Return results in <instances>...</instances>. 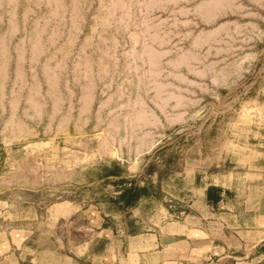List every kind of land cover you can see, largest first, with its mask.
Listing matches in <instances>:
<instances>
[{
    "label": "rangeland",
    "instance_id": "rangeland-1",
    "mask_svg": "<svg viewBox=\"0 0 264 264\" xmlns=\"http://www.w3.org/2000/svg\"><path fill=\"white\" fill-rule=\"evenodd\" d=\"M194 222L264 264V0H0V239L101 264Z\"/></svg>",
    "mask_w": 264,
    "mask_h": 264
},
{
    "label": "crops",
    "instance_id": "crops-1",
    "mask_svg": "<svg viewBox=\"0 0 264 264\" xmlns=\"http://www.w3.org/2000/svg\"><path fill=\"white\" fill-rule=\"evenodd\" d=\"M209 224L214 227L212 222ZM209 224L176 223L158 234L151 233L121 258L108 251L96 259L101 264H213L215 261H218L217 264H224L228 255L224 254L223 245L220 246L216 240L219 236L212 234L215 231ZM24 247L25 243L20 235L9 234L1 238L0 264H23L21 254L25 251Z\"/></svg>",
    "mask_w": 264,
    "mask_h": 264
},
{
    "label": "trees",
    "instance_id": "trees-1",
    "mask_svg": "<svg viewBox=\"0 0 264 264\" xmlns=\"http://www.w3.org/2000/svg\"><path fill=\"white\" fill-rule=\"evenodd\" d=\"M110 171H111V173L108 175L121 176L122 171L116 165H113V167L110 169ZM114 182H116V181H114ZM117 183L122 184V186L119 189L120 193L117 196L118 202L121 203L123 208L133 206L137 202L139 190H141V189H139L140 187H138L137 185H134L131 182V180H128L127 178H124V177H121L117 181Z\"/></svg>",
    "mask_w": 264,
    "mask_h": 264
},
{
    "label": "water",
    "instance_id": "water-1",
    "mask_svg": "<svg viewBox=\"0 0 264 264\" xmlns=\"http://www.w3.org/2000/svg\"><path fill=\"white\" fill-rule=\"evenodd\" d=\"M218 261H215L213 264H217Z\"/></svg>",
    "mask_w": 264,
    "mask_h": 264
}]
</instances>
